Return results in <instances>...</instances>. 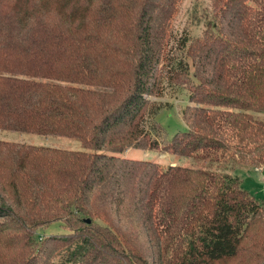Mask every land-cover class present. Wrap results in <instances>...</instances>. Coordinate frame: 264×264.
<instances>
[{
    "label": "trees",
    "instance_id": "trees-1",
    "mask_svg": "<svg viewBox=\"0 0 264 264\" xmlns=\"http://www.w3.org/2000/svg\"><path fill=\"white\" fill-rule=\"evenodd\" d=\"M178 2L0 0V130L80 144L0 140V264L264 260V208L236 175L123 157L264 165V0H211L170 57ZM165 68L189 102L170 139L144 130Z\"/></svg>",
    "mask_w": 264,
    "mask_h": 264
},
{
    "label": "rangeland",
    "instance_id": "rangeland-1",
    "mask_svg": "<svg viewBox=\"0 0 264 264\" xmlns=\"http://www.w3.org/2000/svg\"><path fill=\"white\" fill-rule=\"evenodd\" d=\"M211 13V0H179L177 10L172 15L169 22L168 42L166 45L167 54L174 57V49L180 39H196L201 36L205 30V24L208 21L206 17ZM167 68L162 73V88L156 97H149V100L160 107L159 111L153 117L147 118L144 130L148 131L149 125L154 122L159 124L170 139L178 132L186 130V125L182 119V112L188 105L187 91L180 86L168 85L170 76L167 74ZM185 80V79H184ZM183 83V82H182ZM264 118V114H259ZM0 140L23 143L28 145L46 146L64 150H80L78 141L68 138L54 136H39L18 132H9L0 130ZM123 157L132 160L150 161L157 164L161 169L169 165H178L186 168H204L211 171L224 172L236 175L240 181L243 190L251 195L260 205H264V169L260 172L262 166H251L246 163L222 164L221 167H215V164L204 162L201 159L183 158L164 154L161 151L149 150H129ZM238 169L233 171V168ZM63 232L60 224L54 223L44 231V234L50 235ZM259 264H264V260Z\"/></svg>",
    "mask_w": 264,
    "mask_h": 264
},
{
    "label": "crops",
    "instance_id": "crops-1",
    "mask_svg": "<svg viewBox=\"0 0 264 264\" xmlns=\"http://www.w3.org/2000/svg\"><path fill=\"white\" fill-rule=\"evenodd\" d=\"M263 169H264V165H263L262 167H260L259 169H257V170H260V172H262ZM241 186H242V185H241ZM261 206L264 208V205H261Z\"/></svg>",
    "mask_w": 264,
    "mask_h": 264
}]
</instances>
